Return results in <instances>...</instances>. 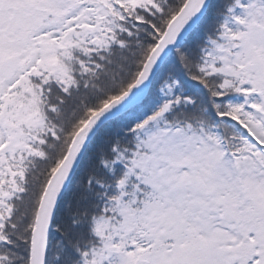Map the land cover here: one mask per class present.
<instances>
[{"label": "snow or ice", "instance_id": "6c2138e0", "mask_svg": "<svg viewBox=\"0 0 264 264\" xmlns=\"http://www.w3.org/2000/svg\"><path fill=\"white\" fill-rule=\"evenodd\" d=\"M0 264H264V0H0Z\"/></svg>", "mask_w": 264, "mask_h": 264}]
</instances>
